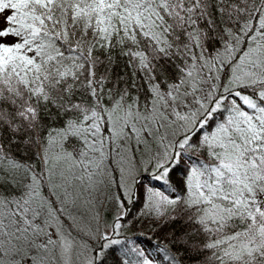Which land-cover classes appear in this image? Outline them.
Masks as SVG:
<instances>
[{
	"label": "snow or ice",
	"instance_id": "1",
	"mask_svg": "<svg viewBox=\"0 0 264 264\" xmlns=\"http://www.w3.org/2000/svg\"><path fill=\"white\" fill-rule=\"evenodd\" d=\"M0 264H264V0H0Z\"/></svg>",
	"mask_w": 264,
	"mask_h": 264
},
{
	"label": "trees",
	"instance_id": "2",
	"mask_svg": "<svg viewBox=\"0 0 264 264\" xmlns=\"http://www.w3.org/2000/svg\"><path fill=\"white\" fill-rule=\"evenodd\" d=\"M136 228L139 229L140 228V225H137ZM153 243H155V240L153 241Z\"/></svg>",
	"mask_w": 264,
	"mask_h": 264
}]
</instances>
